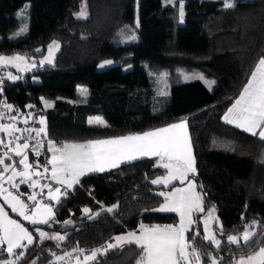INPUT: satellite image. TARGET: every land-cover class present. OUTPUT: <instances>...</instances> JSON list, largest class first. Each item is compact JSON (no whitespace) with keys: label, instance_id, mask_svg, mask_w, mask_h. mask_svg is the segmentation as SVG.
Returning a JSON list of instances; mask_svg holds the SVG:
<instances>
[{"label":"trees","instance_id":"obj_1","mask_svg":"<svg viewBox=\"0 0 264 264\" xmlns=\"http://www.w3.org/2000/svg\"><path fill=\"white\" fill-rule=\"evenodd\" d=\"M179 2L0 0L1 54L42 55L52 39L59 41L51 64L19 73L14 80L0 70V111L7 103L13 106L9 113L43 114L46 137L57 143L140 132L184 117L195 157L196 172L191 176L204 205L215 208L218 226L212 227L221 240V251L199 237L195 246L222 257L220 264H229L240 249L229 245L226 237L240 233L248 221L264 225V141L221 120L263 55L264 0H233L230 9L223 7V0H183V23ZM25 4L26 33L10 39L8 35L20 24L17 13ZM85 5L86 18H79L77 13ZM105 60L112 63L101 67ZM181 73L202 75L215 83L209 90L203 80H185ZM164 74V90L157 94L152 77ZM78 85H85L87 93L81 95ZM41 98L52 100V107L45 108ZM89 115L101 116L108 126L88 123ZM155 164V157H142L82 176L53 204L55 221L50 226L31 225L5 207L37 241L20 264L50 263L53 251L106 246L115 234L142 224H176L175 213L154 211L162 200V185L150 178L164 170ZM26 190V185H20V192ZM85 207L91 209L87 214ZM36 228L49 234L63 232L66 238L59 247L53 240L41 243ZM253 230L258 236L261 228ZM140 255L141 249L125 244L89 264H137ZM6 257L0 251V259Z\"/></svg>","mask_w":264,"mask_h":264},{"label":"snow or ice","instance_id":"obj_2","mask_svg":"<svg viewBox=\"0 0 264 264\" xmlns=\"http://www.w3.org/2000/svg\"><path fill=\"white\" fill-rule=\"evenodd\" d=\"M165 2L173 4V0H165ZM223 7L226 9L234 7L233 0H223ZM85 9L86 5L78 14L79 18H86ZM184 15V3L183 0H180L179 20L181 23L184 21ZM136 26L139 27L138 20ZM25 30V28H21L20 32L23 33ZM53 46L59 47L53 41V45L49 46V56L41 61L42 64L52 63ZM24 61L25 57L21 55L12 57L0 55V65L11 64L16 67L17 71L22 70ZM105 63L111 64L112 61H105ZM181 75L185 80L192 78L203 80L209 90L215 83V81L205 80L202 75L195 77L183 73ZM166 76L167 74H164L160 79L165 80ZM7 78L16 79L11 74ZM80 92L86 94L87 89L81 88ZM46 106L51 107L52 105L46 102ZM3 107L8 112L13 111L11 104L4 103ZM29 107L32 106L29 105ZM3 119L4 113H0V120ZM11 120L12 123H0V133L9 137L7 141L0 139V147L7 149L0 156V199L13 213L31 225L50 226V222L55 221L53 207L44 202L45 189H47V200L55 203L60 202L61 196L67 195L66 191H61V187L53 188L51 183H42V180H47L49 175L51 181L56 185L72 189L74 185L80 183V178L88 173L118 168L122 163L132 162L142 157H157L155 166L166 169L167 172L166 175L153 180V184H162L167 187L176 180L181 184H185L187 181L185 187H176L170 192H160L159 195L164 197V203L158 209H154L159 212L176 213L179 216L178 225L148 227L142 224L139 234L129 232L126 236H116L114 237L115 243H108L99 249H93L87 255L78 246L73 249V252L77 253L75 257H73V252L57 255L53 251L51 255L55 257V260L50 261V264H61L66 258L68 260L74 258L75 264H89V262L96 261L98 255H105L108 250L122 244H134L141 249L137 264H220L222 257L203 253L195 246V241L199 237L215 247L217 252L221 251V240L216 235V229L212 227L214 221L218 224L214 215V206L207 210L206 218L203 220V236L198 230L192 228V225L196 223L194 213H204L205 208L202 194L196 190L195 182L189 179V174L195 173L196 168L187 120L181 119L177 123L143 133L111 139L88 140L84 143L65 142L58 145L49 139L47 151L52 155L44 163L38 159L42 154L41 149L44 147L39 140L36 145L31 146V151L37 160L34 163L29 162L31 134L35 132L36 137H40L41 134L47 136L44 118L41 117L37 121L41 125L39 129L18 128L15 123L17 116H12ZM223 120L264 141V58L259 59L239 97L225 112ZM22 122L28 124L29 121L24 119ZM89 123L108 126L99 117L90 120ZM16 133H28V136L16 135ZM14 157H19V160H14ZM6 160L11 162L6 163ZM21 184H26L33 191L30 194L20 192ZM10 189L15 190L16 194H13ZM35 189H39V192L34 191ZM25 195L31 204L21 199ZM38 196L40 199L37 198ZM90 211L91 209L88 207L83 209L86 214ZM106 211L111 212L113 208H108ZM70 223L71 221H64L65 225ZM257 227L261 228L259 238H257V232L253 230ZM35 232L38 233L39 242L53 240L57 242V247L66 238V235L49 234L39 228H36ZM189 233H193V235H188ZM219 233L221 236L224 235L222 225H219ZM36 242L33 232L23 223L10 218L8 212L0 206V251L6 252L8 257H13V259H0V264H20L26 250ZM227 243L240 249V254L234 256L229 264H264V225H260L259 222L253 220L251 224L245 225V229L241 233L228 235ZM30 264H36V261H31Z\"/></svg>","mask_w":264,"mask_h":264},{"label":"crops","instance_id":"obj_3","mask_svg":"<svg viewBox=\"0 0 264 264\" xmlns=\"http://www.w3.org/2000/svg\"><path fill=\"white\" fill-rule=\"evenodd\" d=\"M261 58H264V46H263V55H262L261 57H259V58L255 61V63H254L253 66L251 67V69H250V71H249V73H248V75H247V77H246V80H245L244 83L242 84V86H241L239 92L237 93V95L232 99V101L228 104V106H227V107L225 108V110L223 111V113H222V115H221V120H222L224 123H226V122L223 120V116H224L225 112L227 111V109H228L229 107L232 106V104L235 102V100L239 97V95H240V93H241V91H242V88H243L244 85L246 84L247 80L250 78V74H251V72L255 70V67H256L257 63H258L259 59H261ZM32 79H33L34 81H38V78H37V77H33ZM81 88H85V89H87V87H86L85 85H78V86H77V89H78L79 93L82 95V93L80 92V89H81ZM41 102H42V104H43V106H44L45 108H50V107H47V106H46V102H47V103H50L51 105L53 104L52 100H46V99H44V98H41ZM3 105H4V103H2V108H1V110H2L1 113H4V119H3V120H0V123H2V124L12 123L13 121L11 120V117H12V116H17V121H16L15 123H16V126H17L18 128H21V129H23V128L39 129V128L41 127V125H40L39 123H37V121H38L41 117H43L44 120H45V117H44L43 114H37V115H34V114L32 113V111H30V110H27L26 112H23V113H16V114H15V113H9V112L7 111V109H5V108L3 107ZM51 107H52V106H51ZM29 114H31V115H29ZM97 117L101 118V119L105 122V120H104L101 116H99V115H89V116H87L86 119H87V122L89 123L90 120H95V118H97ZM24 119H28V121H29L28 124H24V123L22 122ZM181 119H185V118L182 117V118H179V119H177V120H175V121H172V122H170V123H167V124H165V125L158 126V127L151 128V129H147V130L140 131V132L126 133V134H122V135H114V136H108V137H97V138L84 139V140H66V141H61V142H58V143L56 142V143H57L58 145H59V144H62V143H65V142L84 143V142H86V141H88V140L111 139V138H115V137H119V136H125V135H130V134L143 133V132H145V131H150V130H154V129H157V128L165 127V126H167V125H169V124H172V123H177V122H179ZM90 124H95V123H90ZM227 124H228V123H227ZM229 125L234 126L233 124H229ZM234 127H235V126H234ZM236 128H237V127H236ZM238 129H240V128H238ZM241 130H242V129H241ZM188 132H189V131H188ZM16 135L28 136V133H16ZM41 136H44V134H41ZM37 138H39V137H36L35 132H33V133L31 134V138H30V140H29V143H30V149H29V162H30V163H34V162L37 160V157H36V156L34 155V153L31 151V146L36 145V143H37L36 139H37ZM46 138H47V137H46ZM48 140H49V138L41 140V142H42L43 145H44V147L41 149V153H42V154H41V156L38 158L39 161H40L41 163H44V162H45L47 159H49V158L51 157V155H52L50 152L47 151V142H48ZM50 140H51V139H50ZM52 141H53V140H52ZM21 142H23V141H21ZM54 142H55V141H54ZM192 153H193V151H192ZM1 156H2V154H1ZM16 158L19 160V157H16ZM155 158H156V160L158 159L157 157H155ZM6 163H9V161L6 160ZM21 167H22V166H21ZM49 169H50V166H49ZM41 171H42V169H41ZM191 174H192V173L189 174V179H191V180H193V181L195 182V184H196V190H197L198 192H200V190H199V185H198V183L192 178ZM42 183H51L53 188H55V187H61V191H62V192L65 191V188H64L63 186L56 185L54 182L51 181V179H50V175H49V177H48L47 180H42ZM185 183H187V181H186ZM177 184H179L180 187H185V186H183L184 184H181L179 181L176 180L175 182L171 183V185H172V186L174 185V186H173L172 188H170V189H173L175 186L177 187ZM21 185H25V184H21ZM155 185H162V184H155ZM185 185H186V184H185ZM19 187H20V186H19ZM26 189H27L26 192H24V193H26V194H30V193L33 191V189L28 188V186H26ZM34 191L39 192V189H35ZM169 191H170V190H169ZM163 192H166V191H163ZM167 192H168V191H167ZM13 194H16V191L13 192ZM25 196L27 197V195H25ZM37 198L40 199L39 196H38ZM21 199H22V198H21ZM44 202H45V203H49V204H51L52 207H53V204L55 203V202H53V201H48V200H47V189L44 190ZM163 203H164V201H162V203H159L160 206H161ZM0 206H2L4 209H5V207L8 208V206H7L6 204H4V202H3L2 199H0ZM160 206H159V207H160ZM8 209L11 211L10 208H8ZM5 211H6V209H5ZM11 212H12V211H11ZM9 216H10V215H9ZM10 218H12V219H16V218H14V217H12V216H10ZM19 218H20V217H19ZM20 219H22V218H20ZM16 220H17L18 222H20L18 219H16ZM26 222H27V221H26ZM143 225H144V224H143ZM174 225H178V224L176 223V224H174ZM140 226H141V225H139L136 229H129V230H126V231H123V232H120V233L115 234V235L112 237L111 241H109L108 243H115L114 237H116V236H126L129 232H136L137 234H139V228H140ZM145 226L152 227V226H156V225H145ZM159 226L163 227V226H167V225H159ZM25 243H26V242H25ZM108 243H107V244H108ZM122 245H125V244H122ZM122 245H121V246H122ZM99 248H101V247H99ZM99 248H96V249H99ZM92 250H93V249H92ZM90 251H91V250H84V254L87 255V254L90 253ZM67 252H73V250H70V251H67ZM5 253H6V252H5ZM64 253H65V252H63V253H59V254H57V255H64ZM76 254H77V253L73 252V257H75ZM6 258L11 259V258H9L8 256H7ZM53 260H55V257H53L51 261H53ZM81 260H83V257H81ZM61 264H75V259L73 258V259H71V260H68V258H66L64 262H61Z\"/></svg>","mask_w":264,"mask_h":264},{"label":"rangeland","instance_id":"obj_4","mask_svg":"<svg viewBox=\"0 0 264 264\" xmlns=\"http://www.w3.org/2000/svg\"><path fill=\"white\" fill-rule=\"evenodd\" d=\"M81 11H79L77 13V15L80 13ZM17 16L20 20V24L19 26L13 31L11 32L9 35H8V38L10 39H17L19 38L20 36L24 35L26 33V30H27V25H28V18H27V4H25L17 13ZM137 23V19H135V25ZM21 28H25L26 30L21 33L20 30ZM18 33H20L19 35H17ZM123 35V41H126L127 40V37H124V34ZM53 41L56 42V44L59 45V41L56 40V39H52L47 47H46V50L44 51V53L42 55H25V54H20V53H12V54H1L2 56H7V57H12V56H15V55H21V56H24L25 57V61H24V64L22 65V70L20 71H17L16 67H14L13 65L9 64V65H0V70L2 69L3 72H4V76L5 77H8L9 74H11L12 76L14 77H18V74L20 73H23L25 71H29L31 69H34V68H37V67H41L45 64H51V63H41V61H44L46 57L49 56V46L50 45H53ZM59 48V47H58ZM58 48H56L55 46H53L52 48V62H53V59H54V56L58 50ZM105 61H109V60H105ZM105 61H102L100 63L103 64V65H108L105 63ZM1 67H4V68H1ZM124 68H128L127 66L124 67ZM162 75H158V76H153L152 77V82H153V89L155 91V93L157 94H160L163 92L164 90V80H161ZM166 172L167 170L164 169L161 173L153 176L150 178L151 182L159 177H162L164 175H166ZM178 181V180H177ZM175 182V181H173ZM172 182V183H173ZM186 184V183H185ZM185 184L183 186H185ZM174 186V185H173ZM171 184L168 185L167 187H165L164 185H162V187L159 189V192H163V191H168L170 192L173 187ZM177 187H180L179 184H177ZM176 188V186L174 187ZM170 190V191H169ZM162 201H164V197L162 196V200L160 201V203H162ZM160 206V204H158L154 209H158ZM213 206L210 205V204H207V205H204V208H205V212L204 213H194V217H195V220H196V223H194L192 225V228L195 229V230H198L200 233H201V236H203L204 234V225H203V220L206 218V215H207V210L212 208ZM174 213V212H173ZM176 214V213H175ZM177 216V224H179V216L176 214ZM214 225L218 226V224L216 223V221L213 222ZM248 224H251V221H248L246 223H244L242 225V228H241V231L240 233L245 229V225H248ZM60 234V235H64L63 232H53V233H50V234ZM191 235H193V233H190ZM239 234V233H238ZM230 235H236V234H230ZM226 240H227V237H226ZM20 251V250H19ZM238 256V255H237ZM11 259H13V257H9ZM233 259V258H232ZM31 261H28L27 264H30ZM44 264H50V263H44Z\"/></svg>","mask_w":264,"mask_h":264},{"label":"built area","instance_id":"obj_5","mask_svg":"<svg viewBox=\"0 0 264 264\" xmlns=\"http://www.w3.org/2000/svg\"><path fill=\"white\" fill-rule=\"evenodd\" d=\"M2 112V110L0 111V113ZM0 139H4L5 141H7L8 139H9V137H7L6 136V134H4V133H0ZM43 139H47L45 136H40L39 138H37L36 139V141H41V140H43ZM3 151H2V154H3V152L4 151H7V149H5V148H3V147H0ZM10 155H11V153H10ZM14 160H16V161H18V159L16 158V157H14ZM11 161H9V163H10ZM26 185V184H25ZM27 186V185H26ZM5 187H8V185H5ZM10 190H12L13 192H15V190H13V189H10ZM23 200H25V202H27V203H29V204H31V202L30 201H27V197L26 196H23V197H21Z\"/></svg>","mask_w":264,"mask_h":264},{"label":"water","instance_id":"obj_6","mask_svg":"<svg viewBox=\"0 0 264 264\" xmlns=\"http://www.w3.org/2000/svg\"><path fill=\"white\" fill-rule=\"evenodd\" d=\"M257 238H259V235L257 236Z\"/></svg>","mask_w":264,"mask_h":264}]
</instances>
